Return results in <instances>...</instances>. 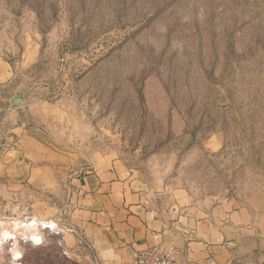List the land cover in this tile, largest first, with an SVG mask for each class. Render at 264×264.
<instances>
[{"label":"rangeland","instance_id":"obj_1","mask_svg":"<svg viewBox=\"0 0 264 264\" xmlns=\"http://www.w3.org/2000/svg\"><path fill=\"white\" fill-rule=\"evenodd\" d=\"M113 168L176 239L264 240V0H0V215L50 226L22 264H92L73 211Z\"/></svg>","mask_w":264,"mask_h":264},{"label":"crops","instance_id":"obj_2","mask_svg":"<svg viewBox=\"0 0 264 264\" xmlns=\"http://www.w3.org/2000/svg\"><path fill=\"white\" fill-rule=\"evenodd\" d=\"M21 142L33 145L25 136ZM42 160L56 158L45 152ZM117 175L113 168L91 171L80 179L79 205L73 211V221L95 253L92 264H132L135 252L164 240L177 241L184 260L190 264H264V240L252 239L255 232L247 230L244 234L249 236L243 242L231 234L233 223L231 228L198 227L192 236L183 234L176 239L163 228L142 194L133 192L131 183Z\"/></svg>","mask_w":264,"mask_h":264},{"label":"clouds","instance_id":"obj_3","mask_svg":"<svg viewBox=\"0 0 264 264\" xmlns=\"http://www.w3.org/2000/svg\"><path fill=\"white\" fill-rule=\"evenodd\" d=\"M46 228L50 229L48 223L28 215L19 206L0 215V264H22L29 247L45 243Z\"/></svg>","mask_w":264,"mask_h":264},{"label":"built area","instance_id":"obj_4","mask_svg":"<svg viewBox=\"0 0 264 264\" xmlns=\"http://www.w3.org/2000/svg\"><path fill=\"white\" fill-rule=\"evenodd\" d=\"M132 264H190L175 241H161L134 253Z\"/></svg>","mask_w":264,"mask_h":264},{"label":"bare ground","instance_id":"obj_5","mask_svg":"<svg viewBox=\"0 0 264 264\" xmlns=\"http://www.w3.org/2000/svg\"><path fill=\"white\" fill-rule=\"evenodd\" d=\"M40 221H41L42 223H46V222H47L45 219H41ZM51 224H52V226L56 227L57 230L60 231V228L58 227V225H57L55 222H52Z\"/></svg>","mask_w":264,"mask_h":264},{"label":"water","instance_id":"obj_6","mask_svg":"<svg viewBox=\"0 0 264 264\" xmlns=\"http://www.w3.org/2000/svg\"><path fill=\"white\" fill-rule=\"evenodd\" d=\"M13 101H14V102H21V101H22V99H21V98H19V97H13Z\"/></svg>","mask_w":264,"mask_h":264}]
</instances>
